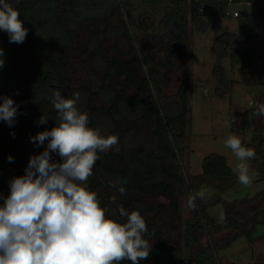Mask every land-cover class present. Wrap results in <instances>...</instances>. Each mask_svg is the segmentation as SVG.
Listing matches in <instances>:
<instances>
[{
    "label": "trees",
    "instance_id": "1",
    "mask_svg": "<svg viewBox=\"0 0 264 264\" xmlns=\"http://www.w3.org/2000/svg\"><path fill=\"white\" fill-rule=\"evenodd\" d=\"M238 1L243 0H9L28 33L17 44L0 30L4 61L0 103L3 97H11L18 105L12 126L0 120V206L10 194V181L25 175L30 157L47 146V141L37 146L30 138L56 126L57 113L49 100L52 90L65 98L79 93L77 107L87 113L89 127L99 129L102 136L119 137V151L99 153L88 188L119 222H126V217L113 216L117 205L109 201L114 195L117 204L144 217L145 238L152 248L140 264H221L214 234L235 232L225 246L241 235L249 239L256 225L264 222V195L227 203L224 223L208 213V203L199 199L192 216L183 219V198L186 204L189 194L207 185L215 190L214 205L235 186L237 175L224 155L213 152L203 158L196 181L186 178L184 148L176 140L185 139L189 126L187 79L178 89L177 100H169L163 95L160 76L162 70L174 73L187 58L190 23L206 29L205 15L218 17L226 13L229 2ZM248 1L264 17V0ZM143 15L152 22L143 23ZM142 35L164 45L156 59L140 51ZM214 46L227 55L232 72L247 71L252 84L264 88L263 39L252 32H225L215 38ZM254 110L255 106L244 111L241 131L249 129ZM44 113L50 119L38 125ZM250 142L264 151V131L255 133ZM51 156L52 162H62L56 153ZM250 168L264 178V162L257 154ZM120 179L127 181L123 195L119 184L109 186ZM200 235L210 242L196 247Z\"/></svg>",
    "mask_w": 264,
    "mask_h": 264
},
{
    "label": "clouds",
    "instance_id": "2",
    "mask_svg": "<svg viewBox=\"0 0 264 264\" xmlns=\"http://www.w3.org/2000/svg\"><path fill=\"white\" fill-rule=\"evenodd\" d=\"M19 16L9 0H0V30L7 32L10 43H23L27 36L28 29ZM3 64L0 58V67ZM2 100L0 120L12 126L18 105L11 97ZM49 100L57 113L56 126L30 138L37 146L47 141V146L30 157L25 175L10 181V194L0 206V264H121L124 260L140 264L152 248L145 238L148 228L144 217L117 204L115 195L109 201L117 205L113 216L118 213L126 222L110 217L109 209L101 206L97 193L87 185L99 153L119 151L118 135L102 136L99 129L89 127L87 113L77 107L79 93L65 98L54 89ZM253 115L264 116V103H255ZM49 119L44 113L37 123L43 125ZM225 147L238 161L233 168L238 182L250 186L258 175L248 163L256 158L255 150L236 134L228 135ZM52 153L62 162H52ZM8 159L11 162L13 158ZM126 183L120 179L109 186L117 188L119 184L118 192L123 195ZM197 199H206L204 190L189 194L185 207L195 211ZM218 222H226L223 212Z\"/></svg>",
    "mask_w": 264,
    "mask_h": 264
},
{
    "label": "rangeland",
    "instance_id": "3",
    "mask_svg": "<svg viewBox=\"0 0 264 264\" xmlns=\"http://www.w3.org/2000/svg\"><path fill=\"white\" fill-rule=\"evenodd\" d=\"M235 12L237 15H234ZM141 18L146 25L152 22L146 15ZM204 18L206 29L198 30L190 23L186 45L187 58L179 63L174 73L166 74L162 70L160 76L163 95L169 100H177L178 89L183 79H187L189 126L185 139L176 140V143L184 148L185 174L191 181H196L194 176L201 174L203 158L213 152L224 155L233 170L238 161L231 149L225 147L229 134L238 135L242 143L253 148L259 160L264 162V151L250 142L255 133L264 131V116L251 115L249 129L241 131L245 122L244 111L254 107L256 101L264 103V88L252 84V79L246 75L247 71L240 72L238 68V71L232 72L227 55L218 52L214 46L215 38L225 32H252L264 40V17L259 15L252 2L243 0L229 2L225 14L218 17L205 15ZM139 49L144 56L156 59L164 45L142 35ZM217 68L221 71L218 72ZM232 119H235L234 123ZM248 163L251 167V160ZM200 190L205 191L206 199H199V202H207L208 213L219 217L227 203L264 195V178L253 177L252 184L247 187L241 185L237 178L235 186L223 194L222 200L214 205L211 204V196L215 190L207 185H202ZM182 201L183 219H186L191 217L193 212L185 207L184 198ZM261 219L264 221V215ZM234 233L214 234L213 241L220 247L221 264H255V261L264 264V222L256 225L249 239L241 235L225 246ZM209 242L206 236L200 235L196 247Z\"/></svg>",
    "mask_w": 264,
    "mask_h": 264
},
{
    "label": "built area",
    "instance_id": "4",
    "mask_svg": "<svg viewBox=\"0 0 264 264\" xmlns=\"http://www.w3.org/2000/svg\"><path fill=\"white\" fill-rule=\"evenodd\" d=\"M234 15H237V12H235Z\"/></svg>",
    "mask_w": 264,
    "mask_h": 264
}]
</instances>
